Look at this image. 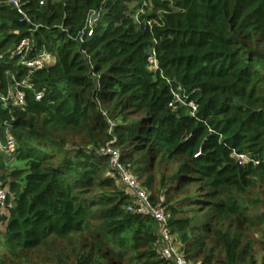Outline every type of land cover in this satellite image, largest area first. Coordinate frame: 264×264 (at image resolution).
Returning a JSON list of instances; mask_svg holds the SVG:
<instances>
[{
    "label": "trees",
    "instance_id": "1",
    "mask_svg": "<svg viewBox=\"0 0 264 264\" xmlns=\"http://www.w3.org/2000/svg\"><path fill=\"white\" fill-rule=\"evenodd\" d=\"M23 1L33 24L0 2V95L18 82L25 99L0 98V136L15 139L0 152V264H174L159 223L128 209L109 142L188 261L264 264V0H150L139 21L135 0ZM91 9L94 34L76 39ZM43 47L55 62L30 73ZM179 85L194 115L170 106Z\"/></svg>",
    "mask_w": 264,
    "mask_h": 264
},
{
    "label": "built area",
    "instance_id": "2",
    "mask_svg": "<svg viewBox=\"0 0 264 264\" xmlns=\"http://www.w3.org/2000/svg\"><path fill=\"white\" fill-rule=\"evenodd\" d=\"M140 7L136 11V19L139 21L140 15L144 14L146 10L152 9L150 0H135ZM0 2L12 5L22 15L23 20L33 24V19L25 8V2L23 0H0ZM44 1H41L43 4ZM102 16L101 9H91L87 15L85 26L79 33L76 39L84 40L85 37H91L94 34L96 25L98 24ZM153 20L150 18L146 19V23L150 26L153 24ZM37 26V25H36ZM32 39L23 38L17 47L18 52L27 54L28 50L32 48ZM149 68L153 71L159 69V62L156 55V50L152 46L149 51L147 58ZM24 64L29 68L31 73L35 69L49 66L55 62V57L50 54L46 48H42L35 57L31 59H25ZM170 82V81H169ZM28 83L27 80L23 81L22 84ZM20 83L16 82L10 89L9 94L6 96L0 95V98L5 102V105L9 101H12L14 105H24L25 99L22 91L18 89ZM173 99L170 102V106H175L178 103L189 104L192 108V115L195 114L197 106L194 102L190 101L187 103L186 98L188 97L185 90L179 85L171 88ZM42 92L37 94V99H40ZM15 145V139L12 136L9 128L5 131L4 139L0 136V152H13ZM101 153L108 154L110 156L111 167L119 173L121 181L126 185L127 192L134 196V202L129 205L128 209L137 213L152 216L160 226V235L162 239V247L160 248L164 257L171 259L174 264H192L186 258V255L178 241L175 233L172 232L168 218L169 214L166 213L164 207L159 203L155 204L151 198L150 193L143 186L142 182L134 175L127 166H125L121 160V151L119 148L114 147L112 142H109L100 149ZM240 162L248 160V156L245 154H235ZM9 195H11V189L9 182H5L0 178V210L5 212L8 209L7 203Z\"/></svg>",
    "mask_w": 264,
    "mask_h": 264
},
{
    "label": "rangeland",
    "instance_id": "3",
    "mask_svg": "<svg viewBox=\"0 0 264 264\" xmlns=\"http://www.w3.org/2000/svg\"><path fill=\"white\" fill-rule=\"evenodd\" d=\"M14 163L15 164H13V165H17V166H23L24 165L22 162H19V161H14ZM4 213L8 214L7 209L5 210ZM4 228H5V223L4 222H0V231H3ZM0 250H1V252H3V246L2 245H0Z\"/></svg>",
    "mask_w": 264,
    "mask_h": 264
}]
</instances>
